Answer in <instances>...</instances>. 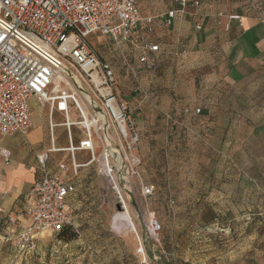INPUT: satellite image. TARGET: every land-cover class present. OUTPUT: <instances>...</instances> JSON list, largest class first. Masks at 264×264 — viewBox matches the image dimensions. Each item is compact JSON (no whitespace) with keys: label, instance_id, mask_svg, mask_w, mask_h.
<instances>
[{"label":"rangeland","instance_id":"1","mask_svg":"<svg viewBox=\"0 0 264 264\" xmlns=\"http://www.w3.org/2000/svg\"><path fill=\"white\" fill-rule=\"evenodd\" d=\"M142 1L158 9L170 0ZM91 45L112 63L117 93L141 133L140 177L132 182L133 192L124 195L123 206L99 163L88 166L89 155L76 154L83 167L75 173L68 155L67 178L77 187L71 212L78 238L68 244L45 238L33 252L22 250L18 241L3 242L0 264H264V170L257 176L251 174L255 170L235 166L234 134L208 138L202 131L203 100L220 81L214 85L209 68L194 57L168 55L154 73L140 67L129 48L116 50L100 37ZM31 107L32 128L42 132L39 148L49 147L47 112L35 101ZM191 108L201 110L197 120L184 114ZM55 131L56 147L66 148V130ZM72 131L82 137L76 128ZM67 154H53L50 167L56 169ZM142 184L153 187L154 194L141 201L137 189ZM209 205L228 215L223 223L210 219ZM152 215L162 227L155 238L146 229Z\"/></svg>","mask_w":264,"mask_h":264},{"label":"built area","instance_id":"2","mask_svg":"<svg viewBox=\"0 0 264 264\" xmlns=\"http://www.w3.org/2000/svg\"><path fill=\"white\" fill-rule=\"evenodd\" d=\"M175 1L180 8L159 17L166 29L173 27L179 14L206 2ZM156 20L142 14L137 0H0V139L27 137L33 127V101L48 115L50 146L36 154L41 177L27 197L29 224L17 240L22 250L33 252L41 238L54 237L65 226L75 227L69 200L76 188L67 178L65 159L55 170L50 167L53 154L68 153L77 173L83 166L75 156L87 152V165H101L115 198L125 206L124 195L133 192L132 182L140 177L141 133L117 93L112 63L102 59L91 40L107 39L116 50L129 47L140 67L155 73L162 62L161 48L152 39ZM128 68L137 77L134 68L129 64ZM137 89L141 91V86ZM56 115L63 117V123L55 121ZM59 127L67 131V148L56 147ZM74 128L82 134L77 144ZM11 162V153L0 146V170ZM137 193L142 201L153 196L154 188L142 184ZM146 229L155 238L162 227L152 215Z\"/></svg>","mask_w":264,"mask_h":264},{"label":"crops","instance_id":"3","mask_svg":"<svg viewBox=\"0 0 264 264\" xmlns=\"http://www.w3.org/2000/svg\"><path fill=\"white\" fill-rule=\"evenodd\" d=\"M137 1L144 16L157 17L152 39L161 48L162 61L168 55L174 60L201 59L203 66L209 68V74H213L208 75L209 80L214 81V85L221 82L216 89L211 87L213 90L206 93L203 100V116L200 117L203 134L208 138L212 133L234 134L237 138L234 141L237 147L235 166L255 170L252 175L263 176L264 0H206L203 6L190 7L185 15L179 14L170 29L163 27L159 17L180 8L175 0L161 3L158 9L142 0ZM231 16H238L240 20L230 21ZM197 26L201 29L197 30ZM126 58H129V52ZM216 74H219L218 79ZM189 110L190 114H184L195 119L201 114L195 115L194 108ZM56 117L63 121L62 116ZM192 126L196 129L198 124L194 122ZM78 135L73 132L75 144L82 138ZM41 139V130L33 128L27 137L15 135L0 139L1 148L12 155L11 164L0 170V243L16 242L29 224L27 197L41 177L36 154L49 148H39ZM55 140L58 144L56 136ZM83 153L89 155L87 152L77 154ZM67 156L62 159L66 160ZM69 181L77 192L76 184ZM75 195L69 200L70 209Z\"/></svg>","mask_w":264,"mask_h":264},{"label":"trees","instance_id":"4","mask_svg":"<svg viewBox=\"0 0 264 264\" xmlns=\"http://www.w3.org/2000/svg\"><path fill=\"white\" fill-rule=\"evenodd\" d=\"M73 139H74V136H73ZM209 206L211 207L210 208L211 212L209 214L210 219L215 220L219 224L223 223L224 218H227L228 215L227 214L225 215V214L217 211L215 208L213 209L212 205H209ZM54 238L60 242L66 243V244L71 243L78 238L77 228L73 227V226H65L60 232L55 234Z\"/></svg>","mask_w":264,"mask_h":264},{"label":"bare ground","instance_id":"5","mask_svg":"<svg viewBox=\"0 0 264 264\" xmlns=\"http://www.w3.org/2000/svg\"><path fill=\"white\" fill-rule=\"evenodd\" d=\"M62 76H60V78H59V80H62L63 78H61ZM58 84H59V82H58ZM101 113V112H100ZM125 212H127V214L129 215V212H128V207H126V211ZM130 223H131V220L129 221ZM131 225V224H130Z\"/></svg>","mask_w":264,"mask_h":264}]
</instances>
